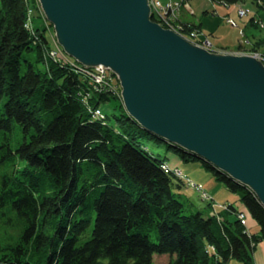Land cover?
Masks as SVG:
<instances>
[{
	"label": "trees",
	"instance_id": "trees-1",
	"mask_svg": "<svg viewBox=\"0 0 264 264\" xmlns=\"http://www.w3.org/2000/svg\"><path fill=\"white\" fill-rule=\"evenodd\" d=\"M37 1L0 0V227L16 232L0 242V264H154L162 254L169 264H254L264 241L256 195L201 160L259 232L248 231L234 203L208 216L188 211L177 193L186 183L145 143L162 140L129 116L119 81L98 90L82 66L51 55L52 25L43 13L35 24L30 12ZM214 1H251L264 11V0ZM188 25L189 33L200 28ZM252 46L263 48L264 37ZM112 98L121 100L120 114L101 110ZM169 148L183 161L198 159Z\"/></svg>",
	"mask_w": 264,
	"mask_h": 264
},
{
	"label": "water",
	"instance_id": "water-1",
	"mask_svg": "<svg viewBox=\"0 0 264 264\" xmlns=\"http://www.w3.org/2000/svg\"><path fill=\"white\" fill-rule=\"evenodd\" d=\"M58 43L118 78L144 130L250 189L264 206V62L214 52L153 20L150 0H39Z\"/></svg>",
	"mask_w": 264,
	"mask_h": 264
},
{
	"label": "rangeland",
	"instance_id": "rangeland-1",
	"mask_svg": "<svg viewBox=\"0 0 264 264\" xmlns=\"http://www.w3.org/2000/svg\"><path fill=\"white\" fill-rule=\"evenodd\" d=\"M163 3H168L170 0H160ZM193 0H185L181 7H179L175 11V16L177 17L178 23L185 24L186 21L192 17L193 11L191 12V2ZM195 1V0H194ZM199 4V10H198V18L204 17L206 12V6L210 7L212 10L217 8L219 10L229 9L233 13H237L238 19L234 18H226L221 21L222 23L218 27V30L214 35H210L207 30H201V26L196 25L200 28H193L194 30L198 31V40L204 42L206 47L208 49H211V51H215L214 46H220L219 38L225 39L226 42L231 43L236 40V43H242L241 48H244L248 46V50L241 51L240 53L235 54H250V55H256V56H263L264 53H261L262 49L258 50L257 52H254L252 50V45L257 41L251 43H248L249 39L255 35V37H258V39L264 37V27L260 24L258 27L251 25V18L252 17H258V19L264 20V11H259V9L251 3V1L246 2L245 4L240 5H222V3L215 2L214 0H197ZM209 8V9H210ZM241 9L248 10V14L245 16L239 15V11ZM32 19H35V24L40 25L41 21L44 20L47 21L46 17L43 15L44 12L42 10L41 4L39 0L33 6L30 10ZM43 13V14H42ZM43 15V18H42ZM230 19H232V22H235V25H233L230 22ZM236 20V21H235ZM48 22V21H47ZM238 22V23H237ZM189 24V28H192L193 25L191 23ZM49 38L51 40V55L55 51L58 53L57 55H52L53 57L57 58L56 56H60L63 58V56H67L71 61H75L73 58H71L61 47V45L58 43L55 31L53 26L50 27V30L48 32ZM211 40H210V38ZM260 37V38H259ZM211 44V45H210ZM214 44V46H213ZM222 53H228V52H222ZM108 70V69H107ZM109 71V70H108ZM109 74L112 75L113 82L119 81L116 75H114L112 72ZM120 83V82H119ZM122 104L121 100L112 98L107 102H104L101 104V110L105 114L113 115V114H120L121 113V107ZM147 147L154 153V154H160L161 158L167 157V162L172 170L178 166L182 172L188 177L191 181H193L196 184L202 183L201 187L203 191L209 193L212 190V187H214L213 183L217 187H221L220 192H218V196H211L214 199V202L212 203L213 206L211 207L209 205V202L207 200H204V197L201 196L200 192L194 187L186 184L181 188V190H178L177 193L181 194V200L186 205V209L188 211H201L206 216L213 215L214 213H218L220 211L219 208L225 209L226 207L224 205L219 204H227L228 202L234 203V206L240 210L242 215L244 216V220L246 221V224H243L244 226H247V229L251 233H258L259 232V226L256 222V220L252 217L250 212L247 210L245 205L239 200L238 195L235 193H232L228 189H225V187L222 185L221 182L217 181L212 173L209 171L208 173L202 172V170L205 168L203 166V163L199 159H195L192 161H183L181 157L175 153L172 149L169 148V143L164 141H158L156 139H146L145 141ZM208 171V170H207ZM207 174H211V179L208 178ZM210 184V186H209ZM219 185V186H218ZM219 187V188H220ZM216 204V205H214ZM219 205V206H218ZM221 206V207H220ZM219 207V208H218ZM9 235L15 236L16 232L12 231L8 228L0 227V242L4 243L8 241L7 237ZM171 259V256L169 254H162V255H155L154 256V264H169ZM227 264H241V262L237 259H231ZM254 264H264V241H261L257 244V247L254 252Z\"/></svg>",
	"mask_w": 264,
	"mask_h": 264
},
{
	"label": "built area",
	"instance_id": "built-area-1",
	"mask_svg": "<svg viewBox=\"0 0 264 264\" xmlns=\"http://www.w3.org/2000/svg\"><path fill=\"white\" fill-rule=\"evenodd\" d=\"M184 1L185 0H170V2L165 4V3L161 2L160 0H150V4L152 7L153 19H155L156 22L160 23L166 29H171V30L177 32L178 34H180L181 36H183L184 38H186L190 42L196 44L197 46L208 49L205 46L206 44L204 42L198 40V31L197 30L193 29L190 33L186 32L183 24L178 23L177 17L175 16V11L179 7H181V5ZM247 14H248V10H246V9H241L239 11V15H241V16H245ZM230 22L233 25H235V22H232V19H230ZM256 23H258L264 27V20L258 19V20H256ZM208 50H211V49H208ZM57 54L58 53H56L55 51L52 53V55H57ZM56 57H60V56L58 55ZM257 57H259L264 62L263 56L258 55ZM62 60L65 63H69L76 68L80 67L78 64L71 61L67 56H63ZM81 68L83 71H85L84 73H86L91 78L95 88H97L98 90L99 89L106 90V89H112L113 88L112 75L109 74V71L105 67L99 66L95 69H89V68H85V67H81ZM94 117L95 118H103L104 115L100 109H97L94 112ZM174 171L181 179L188 181V183L190 185L194 186L201 193L202 197H204L205 200H211V197L206 192H204L200 186L195 185L193 182H191L186 177V175L183 174L180 170L175 169ZM239 218H240L242 224H246V221L244 220V216L242 214L239 215Z\"/></svg>",
	"mask_w": 264,
	"mask_h": 264
},
{
	"label": "crops",
	"instance_id": "crops-1",
	"mask_svg": "<svg viewBox=\"0 0 264 264\" xmlns=\"http://www.w3.org/2000/svg\"><path fill=\"white\" fill-rule=\"evenodd\" d=\"M197 0H193L190 4H191V12L193 11V14L191 15L192 17H190L186 22L187 23H191V24H195L198 26H201V30H207V32L210 33V35H214L216 33V31L218 30V27L220 26V24L222 23L221 21H223V19L226 18H236L238 19L237 13H233L232 11H230L229 9H224V10H219L217 8L215 9H211L209 6L206 8V12H205V16L198 18V10H199V4L198 2H196ZM223 5V4H222ZM210 8V9H209ZM236 21V20H235ZM238 23V22H237ZM209 37V36H208ZM210 38V37H209ZM260 38V37H259ZM211 40V38H210ZM220 44V46H214L215 51L218 52H228V53H240L241 51H246L248 50V46L241 48L240 46H242V43H236V40L234 39V41H232L231 43H228L225 41V39L219 38L218 39ZM256 40H258V37H255V35H253V37H251L248 41V43H253ZM243 47V46H242ZM246 49V50H245ZM262 51L261 53H264V47L261 48ZM176 168H178L179 170H181L178 166H176ZM182 171V170H181ZM202 172H206L208 173L209 171H207L205 168L202 170ZM208 178L211 179V174H207ZM199 184V183H198ZM199 185H202V183H200ZM214 187H212V190L209 192V194H211L213 196V198H215V196H218V192H220L221 187H217L215 185V183H213ZM210 186V184H209ZM225 189H227L225 187ZM230 203V202H228Z\"/></svg>",
	"mask_w": 264,
	"mask_h": 264
}]
</instances>
